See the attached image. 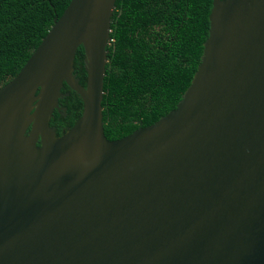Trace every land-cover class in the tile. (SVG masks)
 <instances>
[{
	"label": "water",
	"instance_id": "95a60500",
	"mask_svg": "<svg viewBox=\"0 0 264 264\" xmlns=\"http://www.w3.org/2000/svg\"><path fill=\"white\" fill-rule=\"evenodd\" d=\"M116 1L72 0L0 87V264H264V0H213L176 109L111 141ZM65 84L84 111L58 137Z\"/></svg>",
	"mask_w": 264,
	"mask_h": 264
},
{
	"label": "trees",
	"instance_id": "16d2710c",
	"mask_svg": "<svg viewBox=\"0 0 264 264\" xmlns=\"http://www.w3.org/2000/svg\"><path fill=\"white\" fill-rule=\"evenodd\" d=\"M72 0H0V87L26 65ZM213 0H117L104 80L106 137L124 138L176 109L191 86L209 37ZM74 73L87 86L80 46ZM51 126L58 137L82 117L81 97L66 84Z\"/></svg>",
	"mask_w": 264,
	"mask_h": 264
},
{
	"label": "flooded vegetation",
	"instance_id": "af4514ba",
	"mask_svg": "<svg viewBox=\"0 0 264 264\" xmlns=\"http://www.w3.org/2000/svg\"><path fill=\"white\" fill-rule=\"evenodd\" d=\"M58 136V135H57Z\"/></svg>",
	"mask_w": 264,
	"mask_h": 264
}]
</instances>
